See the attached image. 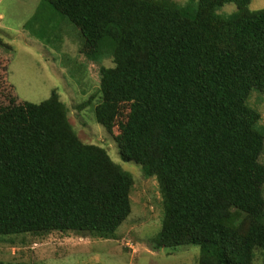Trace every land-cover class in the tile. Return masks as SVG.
<instances>
[{"label": "trees", "instance_id": "1", "mask_svg": "<svg viewBox=\"0 0 264 264\" xmlns=\"http://www.w3.org/2000/svg\"><path fill=\"white\" fill-rule=\"evenodd\" d=\"M230 4L233 13H218ZM250 4L40 0L23 25L44 38L47 5L79 31L86 59L112 60L99 69L94 119L123 162L157 181L154 245L197 246L198 264H251L254 250L264 264V129L247 104L253 90L264 96V9ZM133 184L104 148L79 140L55 91L40 104L13 91L0 105V236L111 237L130 214Z\"/></svg>", "mask_w": 264, "mask_h": 264}, {"label": "rangeland", "instance_id": "2", "mask_svg": "<svg viewBox=\"0 0 264 264\" xmlns=\"http://www.w3.org/2000/svg\"><path fill=\"white\" fill-rule=\"evenodd\" d=\"M6 1L2 0V4ZM174 1L181 6L185 3V0ZM249 8L251 11L264 9V0H251ZM2 11L7 17L1 25L13 28L10 32L13 38L7 40L13 52L0 46V87L4 90L0 105H7L13 91L21 101L32 104L42 103L55 91L67 107L69 121L79 140L104 148L110 159L131 175L134 184L130 193V214L113 236L100 238L73 232L0 236V262L198 264L200 251L197 246L158 249L154 245L153 238L163 218L157 181L154 177H145L140 166L123 162L114 135L107 133L94 119L93 108L99 101V69L113 67L112 60L93 62L86 59L80 53L79 31L47 5L39 9L43 18L41 27L46 33L44 38H36L19 26L26 21V5L18 7L17 12L14 8L5 10L4 5H0ZM234 11V5L230 4L218 13L227 16ZM5 60H10V64ZM89 100L90 104L82 108L81 105ZM247 104L260 114L259 126L264 129V96L253 90ZM259 161L264 165V148ZM260 254L253 251L251 264H262Z\"/></svg>", "mask_w": 264, "mask_h": 264}, {"label": "crops", "instance_id": "3", "mask_svg": "<svg viewBox=\"0 0 264 264\" xmlns=\"http://www.w3.org/2000/svg\"><path fill=\"white\" fill-rule=\"evenodd\" d=\"M39 1L40 0H7L5 3L2 4V0H0V5H4L5 10H7L8 8H14L16 12H17L18 7H22L26 5L27 12H28L26 21H23L19 25L21 28H23V25L25 24V22H27L30 18H32V16H34V14L37 12V9L39 7L38 5ZM6 17H7V14L5 12L3 11L0 12V39L11 41L13 36L11 35L10 32L11 30H13V28L9 26L4 27L1 25ZM11 43H13V41Z\"/></svg>", "mask_w": 264, "mask_h": 264}]
</instances>
